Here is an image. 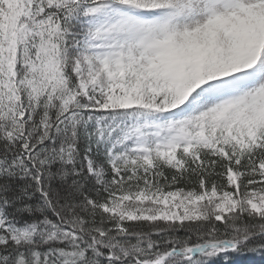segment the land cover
Instances as JSON below:
<instances>
[{
    "label": "snow or ice",
    "instance_id": "obj_1",
    "mask_svg": "<svg viewBox=\"0 0 264 264\" xmlns=\"http://www.w3.org/2000/svg\"><path fill=\"white\" fill-rule=\"evenodd\" d=\"M264 255V0H0V264Z\"/></svg>",
    "mask_w": 264,
    "mask_h": 264
},
{
    "label": "trees",
    "instance_id": "obj_2",
    "mask_svg": "<svg viewBox=\"0 0 264 264\" xmlns=\"http://www.w3.org/2000/svg\"><path fill=\"white\" fill-rule=\"evenodd\" d=\"M232 264H264V255H233ZM214 264H222V261H215Z\"/></svg>",
    "mask_w": 264,
    "mask_h": 264
}]
</instances>
